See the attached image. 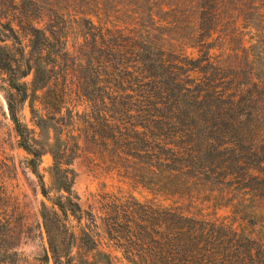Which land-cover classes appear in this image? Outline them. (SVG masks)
Listing matches in <instances>:
<instances>
[{
	"label": "trees",
	"instance_id": "16d2710c",
	"mask_svg": "<svg viewBox=\"0 0 264 264\" xmlns=\"http://www.w3.org/2000/svg\"><path fill=\"white\" fill-rule=\"evenodd\" d=\"M22 1L0 7V69L19 145L52 204L41 208L45 261L115 264L105 238L129 264H264V0ZM26 101L37 133L18 114ZM83 143L109 173L170 203L106 192L84 210L72 168ZM10 222L0 208V264L17 255Z\"/></svg>",
	"mask_w": 264,
	"mask_h": 264
},
{
	"label": "rangeland",
	"instance_id": "374dc122",
	"mask_svg": "<svg viewBox=\"0 0 264 264\" xmlns=\"http://www.w3.org/2000/svg\"><path fill=\"white\" fill-rule=\"evenodd\" d=\"M62 0H40L38 6H52ZM46 3H48L46 5ZM30 4L22 0H0V7L7 10L17 11V8ZM23 5V6H24ZM4 10L0 9V16ZM18 33L24 46L29 45V35L26 31L18 29ZM6 44L11 50L17 52V46L11 41L1 42ZM28 49V48H27ZM26 82L31 86L32 76L27 77ZM13 92L7 80V75L0 69V208L10 218L11 234L16 242L14 250L17 251L15 261L10 264H53V261H45V254L48 248L47 236L42 225L41 208L43 203L52 206L50 200L43 195L36 176L28 166L29 155L20 147V137L16 133L14 123L10 117L8 109V97ZM46 90H39L34 98V106L41 113L46 114ZM77 109L83 111L87 104L84 99L77 97ZM18 114L21 120L28 127L38 132L35 119L31 111L29 101L19 105ZM52 157L50 154L43 156L40 169L44 176L46 187L50 191V196L56 198L57 192L53 186L51 174ZM72 168L75 170L74 191L79 196V202L84 210L97 211L100 206L102 196L106 192L117 194H133L141 201L156 198L158 201L170 203L164 197L154 195L143 186H136L131 182H126L115 174L109 173L99 157L90 147L83 143L79 156L74 161ZM211 210V209H210ZM264 213V207L261 208ZM207 212V210H206ZM229 209H221L218 215L228 216ZM87 216V215H86ZM71 223L77 228L80 223L72 218ZM83 224L87 223L83 219ZM249 228L245 221L238 220L235 225ZM101 248L111 252L115 264H129L122 256L121 252L115 249L105 238L100 240ZM76 255L77 250L75 251ZM78 258V256H77Z\"/></svg>",
	"mask_w": 264,
	"mask_h": 264
}]
</instances>
